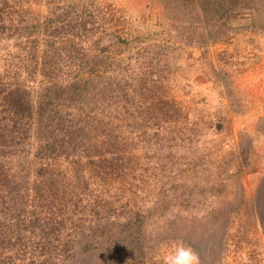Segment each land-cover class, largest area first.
Here are the masks:
<instances>
[{
    "label": "rangeland",
    "instance_id": "rangeland-1",
    "mask_svg": "<svg viewBox=\"0 0 264 264\" xmlns=\"http://www.w3.org/2000/svg\"><path fill=\"white\" fill-rule=\"evenodd\" d=\"M78 76L87 104H55L82 118L81 138L104 159L84 166L81 187L76 158L60 156L54 191L38 200L39 165L26 156L25 210L10 211L0 192V223L36 215L39 228L21 223L16 245L0 244V264L59 251L66 264H165L185 243L199 264H264V0H0V86L24 83L34 99ZM98 204L121 219L141 207L145 218L98 230L89 220ZM50 226L57 235H44Z\"/></svg>",
    "mask_w": 264,
    "mask_h": 264
},
{
    "label": "trees",
    "instance_id": "trees-1",
    "mask_svg": "<svg viewBox=\"0 0 264 264\" xmlns=\"http://www.w3.org/2000/svg\"><path fill=\"white\" fill-rule=\"evenodd\" d=\"M87 81V79H80L78 76L69 82L66 87H63L64 89L51 83L52 85L49 84L47 87H42L41 91L38 94L36 93L34 99L30 98L28 89H25L24 83H16L11 88L0 86V192L6 194L5 197L9 200L8 208L10 211H17L14 210L13 204H21L20 206L23 207L24 202L27 201L26 186L29 180L23 182L22 177L25 179L29 177L30 173H32L30 166H33V163L28 165L27 162H24L26 156L28 157L30 154L34 155V159L37 160L36 163L39 165V169H37L39 173H37V175L44 178V180H41L42 183H40V177L36 181H32V192L38 200L39 198H42L45 190L51 193L54 191V188H51L52 184L48 183L49 179L51 182L54 180V174L52 173V171L54 172V168L51 163L53 161L57 163L60 156L76 158V160L73 159L74 169L72 173H74V175L76 174L78 183L82 185L81 187L87 184V181L83 180L84 177H82L84 175L83 173H85L84 166L94 165L104 159V151L102 150L101 145L94 147L92 143L84 142L81 138L83 136V131L86 130L84 123L81 121L82 118L79 117V119L75 120L74 116L64 114L61 106L55 104V101H69L70 104H76L83 108L84 104L81 100L86 99V104L87 100H89L88 94H86L87 92L82 91ZM93 102L96 104L98 103L95 99ZM93 102L92 104H94ZM91 107H94V105H91ZM70 116L72 118H70ZM131 132H133V127L131 128ZM71 139L73 141L76 140L77 143L80 141L79 139H81L83 143L81 146H74V144L71 145ZM119 150V148H115L113 150L110 149L107 152H113L110 157H114L115 159L117 158L116 156H118L117 153ZM2 160L5 161L6 166L10 165L9 170L16 166L18 168L15 170L16 172L11 173V171L2 170ZM40 160L45 161L42 164V168L40 167ZM99 171H102V169L100 168ZM56 177H58L57 185L59 189L60 185H64L62 182L64 179L60 177L58 172L56 173ZM60 190L61 189H59V191ZM61 194H58L56 204L61 207L60 215L64 216V221H62L61 224H64L68 220V217H65L64 214L65 211L68 210V201L67 199H63L64 195ZM104 206L105 205L98 204L96 208L92 209V217L89 218V220H92L93 222L92 225L98 228V230L100 228H102V230H107L108 228L109 230L111 226L120 229L123 226L131 227L133 221L143 220L145 218L144 211H142L141 207L127 208L125 211L127 219H121L123 215L120 217L115 212L110 214L111 212L105 209ZM24 210L25 208L23 207L19 213H22ZM132 213L133 218H130ZM38 220L39 219L36 218L35 215V218L32 216L27 222L21 221L18 217V221L16 219L11 226L5 225L2 227V224L0 223V244L15 246L17 242L21 240V238L18 239L20 229L27 226L31 228L34 225L36 230H38ZM21 223H26V225H22L21 227ZM73 225V233L75 235L80 234L81 231L79 230V227H77L78 229L76 228V225L79 224H75L73 221ZM58 227L60 226H50L49 232L44 235L49 236L53 233L57 235L56 231L59 230ZM12 230L15 231L17 235L12 232ZM55 240H57V238ZM53 244L54 243L51 242L47 245H43L44 248L40 245L39 249L46 251V249L54 247ZM185 244L198 256L196 245H193L192 243ZM74 247L75 246L71 245L70 252ZM61 252L62 251H59V253L55 252L52 256L48 255L45 259L46 262L42 261L41 264H51L53 260L56 261L59 259L60 261H54L53 264H66L64 262L65 258H60L63 254H61ZM12 254L16 253L12 252ZM15 256L18 257L17 254ZM64 256L69 257L67 254ZM81 263L94 264L91 259Z\"/></svg>",
    "mask_w": 264,
    "mask_h": 264
},
{
    "label": "clouds",
    "instance_id": "clouds-1",
    "mask_svg": "<svg viewBox=\"0 0 264 264\" xmlns=\"http://www.w3.org/2000/svg\"><path fill=\"white\" fill-rule=\"evenodd\" d=\"M165 264H199V258L190 247H177L166 257Z\"/></svg>",
    "mask_w": 264,
    "mask_h": 264
}]
</instances>
